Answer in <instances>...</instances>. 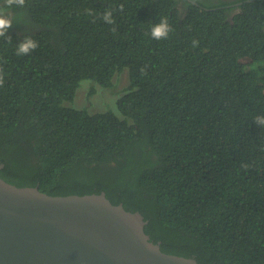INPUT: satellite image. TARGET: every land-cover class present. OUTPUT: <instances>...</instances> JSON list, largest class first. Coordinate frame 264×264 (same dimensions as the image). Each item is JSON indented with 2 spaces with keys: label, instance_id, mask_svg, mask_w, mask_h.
I'll return each instance as SVG.
<instances>
[{
  "label": "trees",
  "instance_id": "trees-1",
  "mask_svg": "<svg viewBox=\"0 0 264 264\" xmlns=\"http://www.w3.org/2000/svg\"><path fill=\"white\" fill-rule=\"evenodd\" d=\"M18 11L0 37V175L52 195L105 191L145 216L163 251L200 264H264V0ZM163 20L168 36L152 38ZM27 37L39 46L17 55ZM126 67L124 117L64 103L84 79L114 87Z\"/></svg>",
  "mask_w": 264,
  "mask_h": 264
},
{
  "label": "water",
  "instance_id": "water-1",
  "mask_svg": "<svg viewBox=\"0 0 264 264\" xmlns=\"http://www.w3.org/2000/svg\"><path fill=\"white\" fill-rule=\"evenodd\" d=\"M147 222L105 191L52 195L0 175V264H200L163 251Z\"/></svg>",
  "mask_w": 264,
  "mask_h": 264
},
{
  "label": "rangeland",
  "instance_id": "rangeland-1",
  "mask_svg": "<svg viewBox=\"0 0 264 264\" xmlns=\"http://www.w3.org/2000/svg\"><path fill=\"white\" fill-rule=\"evenodd\" d=\"M128 84L129 69L127 67L115 76L114 87H104L93 79H84L77 89L75 99L72 102L64 101V103L77 108H87L92 113L113 110L119 116L124 117L118 108L117 99ZM93 87L96 88V92L91 94Z\"/></svg>",
  "mask_w": 264,
  "mask_h": 264
},
{
  "label": "clouds",
  "instance_id": "clouds-1",
  "mask_svg": "<svg viewBox=\"0 0 264 264\" xmlns=\"http://www.w3.org/2000/svg\"><path fill=\"white\" fill-rule=\"evenodd\" d=\"M26 4V0H0V37L7 35L8 29L12 27L13 22L21 15V12L15 10L22 9ZM103 20L108 24H114L113 14L111 10L103 14ZM170 26L166 20L161 21L159 24L154 25L151 29V36L154 39H163L168 36ZM11 39V37H9ZM38 43L31 37H27L24 42L18 45L17 55L28 54L30 51L38 47ZM143 71V69H142ZM3 84V77L0 76V85ZM258 125H264V115L257 116L254 120Z\"/></svg>",
  "mask_w": 264,
  "mask_h": 264
}]
</instances>
